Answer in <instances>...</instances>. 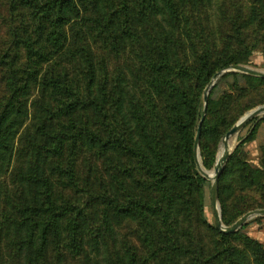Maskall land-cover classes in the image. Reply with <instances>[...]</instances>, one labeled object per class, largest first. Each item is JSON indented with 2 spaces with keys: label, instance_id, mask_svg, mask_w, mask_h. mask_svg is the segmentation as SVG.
Here are the masks:
<instances>
[{
  "label": "trees",
  "instance_id": "1",
  "mask_svg": "<svg viewBox=\"0 0 264 264\" xmlns=\"http://www.w3.org/2000/svg\"><path fill=\"white\" fill-rule=\"evenodd\" d=\"M213 2L0 0V264H264L206 220L194 151L213 77L264 56V0H222L216 27ZM225 77L241 102L213 86L202 150L232 128L216 106L228 126L264 106L263 79Z\"/></svg>",
  "mask_w": 264,
  "mask_h": 264
},
{
  "label": "rangeland",
  "instance_id": "2",
  "mask_svg": "<svg viewBox=\"0 0 264 264\" xmlns=\"http://www.w3.org/2000/svg\"><path fill=\"white\" fill-rule=\"evenodd\" d=\"M213 1V7L210 11V14L212 15V18L214 20L213 26L216 27V13L218 7L222 3V0ZM245 66H248L254 70L264 73L263 54L261 52L252 53L249 58V62L245 64ZM228 74H237L245 76V74L233 72L227 73L220 77L214 84V86L217 84V87L215 88L212 99L216 102L222 100L226 102L229 96L233 104H236L237 102L240 103L241 99L239 98V90H237V87L234 85V79L232 77H225ZM250 77L264 80V78L262 77ZM239 87H246V85L243 81H241ZM212 89L213 87L211 88V90ZM256 96L257 92L254 91L252 93V99H254ZM258 107L264 106L260 105L249 109L237 119L234 125L237 124L246 114ZM224 114L225 107L218 106L217 108L216 106L213 110V113L208 116L209 125L215 126L221 132H226L229 128L233 127L234 125H221L222 120L226 116ZM229 119L230 122L233 121L234 118L232 114L229 116ZM224 138L225 135L222 137L216 147L213 141L205 144L206 148L205 146H203V148H205L204 150H202L199 145L197 154L194 148L198 172L200 176L208 182V185L205 187L204 190V214L206 220L210 224L217 223L214 213V205L212 203L213 181L208 180L205 175L213 173L216 163L223 154V151L221 149H223L224 146ZM231 140L234 141V144L232 148H229L230 156L222 167V173L227 168H229V170L231 171V175L228 177V182L231 186L236 189V192L234 193V197L229 202L228 211L225 216L227 219L226 222H228V224L223 225L227 228L233 227L240 220L246 218L245 223L240 228H238L237 231H240L241 228L245 226L242 233L247 237L258 241L264 246V216L251 215L256 211L264 210L263 208L259 207L263 204L262 192L260 188L261 185H264V116H258L254 118L237 135L233 136ZM240 162H242V164L238 166ZM254 171L258 172V176L254 174L253 177L250 178ZM240 187H244V191H241ZM218 205L220 208V215L222 219V207L219 200V183Z\"/></svg>",
  "mask_w": 264,
  "mask_h": 264
},
{
  "label": "water",
  "instance_id": "3",
  "mask_svg": "<svg viewBox=\"0 0 264 264\" xmlns=\"http://www.w3.org/2000/svg\"><path fill=\"white\" fill-rule=\"evenodd\" d=\"M233 72L264 78L263 72L254 70L248 66H241V65L230 66V67L226 68L225 70L221 71L220 73H218L216 76L213 77L210 85L207 87V89L204 93V109H203V114H202V117H201V120H200V123L198 126L196 138H195V147L194 148H195L196 154H197V151H198L199 145H200V136H201L202 124L206 119L209 92H210L211 88L214 86L215 82L220 77H222L223 75H225L227 73H233ZM258 116H264V107H258L256 109L250 111L237 124H235L231 128V130L225 135V138H224L225 150H224V153L219 158L218 162L216 163L214 170H213V173H212V176L205 175V177L208 180L213 181L212 203L214 205V213H215V217H216V222H217L218 226L220 227V229L224 233H227V234H230V233L237 231L238 228H240L246 221V218H243L236 225H234L233 227H229V228L225 227L222 224V219H221V215H220V208L218 205V183H219V179H220V176L222 173V167L226 163V161L228 160V158L230 156V152H229V148H228V142L232 139L233 136L237 135L248 123H250L254 118H256ZM251 215L264 216V210L256 211L255 213H252Z\"/></svg>",
  "mask_w": 264,
  "mask_h": 264
},
{
  "label": "bare ground",
  "instance_id": "4",
  "mask_svg": "<svg viewBox=\"0 0 264 264\" xmlns=\"http://www.w3.org/2000/svg\"><path fill=\"white\" fill-rule=\"evenodd\" d=\"M233 144H234V141H229L228 142V148H232L233 147ZM222 151H223V153H224V150H225V146H223V149H221ZM209 176H212V174L210 173V174H208Z\"/></svg>",
  "mask_w": 264,
  "mask_h": 264
}]
</instances>
